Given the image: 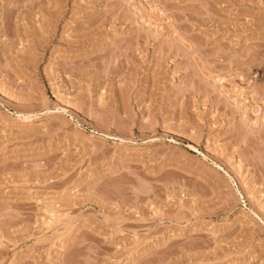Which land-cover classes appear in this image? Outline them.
Listing matches in <instances>:
<instances>
[{"label": "rangeland", "instance_id": "1", "mask_svg": "<svg viewBox=\"0 0 264 264\" xmlns=\"http://www.w3.org/2000/svg\"><path fill=\"white\" fill-rule=\"evenodd\" d=\"M263 112L264 0H0V264H264Z\"/></svg>", "mask_w": 264, "mask_h": 264}, {"label": "bare ground", "instance_id": "2", "mask_svg": "<svg viewBox=\"0 0 264 264\" xmlns=\"http://www.w3.org/2000/svg\"><path fill=\"white\" fill-rule=\"evenodd\" d=\"M247 68H248V67H247ZM243 71H244V70H243ZM245 71H246V70H245ZM244 73H246V72H244ZM240 76H242V75H240ZM241 78H242V77H241ZM243 79H244V78H243ZM218 81H219V80H218ZM220 81H221V80H220ZM220 81H219V82H220ZM237 99H238V98H237ZM237 99H236V100H237ZM226 100H227V99H226ZM226 100H224V101H226ZM234 100H235V99H234ZM239 101H240V100H237V102H239ZM232 102H233V100H232ZM235 104H236V102L233 103V106H234ZM239 104H240V103H237V104H236V107H237ZM240 105H241V104H240ZM241 106H243V105H241ZM244 106H245V105H244ZM234 107H235V106H234ZM234 107H232L233 110L230 109V110L233 111V113H234ZM236 107H235V109H236ZM230 108H231V107H230ZM237 108H238V107H237ZM240 108H241V107H240ZM240 108L238 109V110H239L238 112H240V110H241ZM242 108H243V107H242ZM252 108H253V107H251V109H252ZM244 109H245V108H244ZM245 110H246V109H245ZM245 110H244V111H245ZM253 110L256 111V109H253ZM235 111L237 112V110H235ZM242 111H243V110H242ZM251 111H252V110H248L249 114H251V113L254 112V111H252V112H251ZM248 112L246 111V112H245V115H247L246 113H248ZM243 113H244V112H243ZM243 113H242V115H244ZM255 113L257 114V112H254V114H255ZM263 114H264V112H263ZM252 115H253V114H252ZM261 115H262V114H261ZM256 116H257V115H256ZM256 116H255V118H257ZM262 116H263V115H262ZM262 116H259V117L263 120ZM247 117L249 118V115L246 116V117H244V118H247ZM250 117H251V115H250ZM251 118H252V117H251ZM253 118H254V116H253ZM260 118H258V119H259L258 122L256 121L258 124H260V123L262 122V121H260ZM18 120H20V121H22V122H31V121H33V119H32L30 116H22V117L19 116V117H18ZM250 120H251V119H250ZM250 120L248 119V122H245V121L243 120V122H245V124L248 123V124H247V127H248V125H251V124H250L251 122H254L253 119H252L251 122H249ZM256 120H257V119H256ZM246 121H247V120H246ZM263 121H264V120H263ZM256 122H254V123H256ZM259 122H260V123H259ZM254 123H252V125H251L252 127H254V125L257 124V123H256V124H254ZM38 124H42V121L39 122ZM243 124H244V123H243ZM245 124H244V125H245ZM253 124H254V125H253ZM262 124H264V122H262ZM260 125H261V124H260ZM251 126H249L248 128L245 126V129H247V130H248V129H251ZM258 126H259V125H258ZM261 126H263V125H261ZM243 128H244V126H243ZM258 128H260V127H258ZM249 132H250V131H249Z\"/></svg>", "mask_w": 264, "mask_h": 264}]
</instances>
